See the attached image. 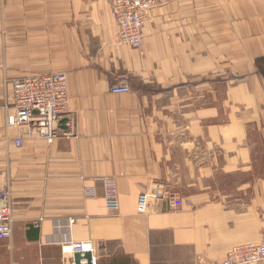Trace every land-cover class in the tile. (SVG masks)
<instances>
[{
	"label": "crops",
	"instance_id": "0c3cea01",
	"mask_svg": "<svg viewBox=\"0 0 264 264\" xmlns=\"http://www.w3.org/2000/svg\"><path fill=\"white\" fill-rule=\"evenodd\" d=\"M116 33L111 0H0V185L13 219L0 264L73 263L65 246L79 243L93 264H219L264 243V0H170L141 49ZM53 72L68 74L76 135L48 144L7 117L13 79ZM122 82L131 91L112 93ZM154 179L182 205L139 213Z\"/></svg>",
	"mask_w": 264,
	"mask_h": 264
},
{
	"label": "built area",
	"instance_id": "2783aa9c",
	"mask_svg": "<svg viewBox=\"0 0 264 264\" xmlns=\"http://www.w3.org/2000/svg\"><path fill=\"white\" fill-rule=\"evenodd\" d=\"M98 1V0H93ZM112 15L117 27L116 43L141 49L144 42V27L151 11L168 0H111ZM12 87V113L7 117L9 127L26 131L27 135L36 133L48 144L60 137L76 135L75 119L68 113L69 78L66 72H53L42 76L15 78ZM131 87L127 82L112 86L115 94L128 93ZM66 119L65 128L62 120ZM25 133L14 139L17 147L24 144ZM105 185V204L109 210L119 209V197L114 178H102ZM9 191L0 185V240L12 235V207ZM183 201L167 181L154 179L149 188L139 194L137 211L156 213L162 206L178 208ZM162 205V206H161ZM70 225L74 219L69 220ZM68 253L75 250L90 249V243L65 246ZM73 262V261H72ZM264 262V243H242L232 246L219 264H262ZM65 264H74L68 261Z\"/></svg>",
	"mask_w": 264,
	"mask_h": 264
},
{
	"label": "water",
	"instance_id": "95a60500",
	"mask_svg": "<svg viewBox=\"0 0 264 264\" xmlns=\"http://www.w3.org/2000/svg\"><path fill=\"white\" fill-rule=\"evenodd\" d=\"M65 122H66V119H63L62 123H63L64 128H65V125H64ZM68 256L69 258L73 259L74 264H82L83 259L87 260L86 264H93V254H92V251L90 250H84V251L75 250L73 252H70Z\"/></svg>",
	"mask_w": 264,
	"mask_h": 264
},
{
	"label": "rangeland",
	"instance_id": "374dc122",
	"mask_svg": "<svg viewBox=\"0 0 264 264\" xmlns=\"http://www.w3.org/2000/svg\"><path fill=\"white\" fill-rule=\"evenodd\" d=\"M170 0H168V2H169Z\"/></svg>",
	"mask_w": 264,
	"mask_h": 264
}]
</instances>
